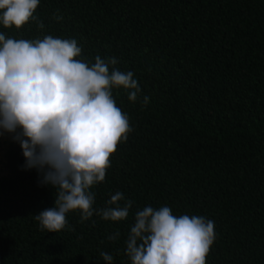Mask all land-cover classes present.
Wrapping results in <instances>:
<instances>
[{"label": "trees", "instance_id": "trees-1", "mask_svg": "<svg viewBox=\"0 0 264 264\" xmlns=\"http://www.w3.org/2000/svg\"><path fill=\"white\" fill-rule=\"evenodd\" d=\"M34 16L43 29L30 20L0 32L75 39L77 59L114 57L110 70L134 73L135 102L131 90L113 89L132 131L91 189L94 209L117 191L121 206L133 203L123 221L94 211L81 222L77 210L59 232L41 230L34 216L54 207L56 190L24 168L12 135L0 175V264H107L101 252L131 264L125 241L146 206L212 220L206 264H264V0H40Z\"/></svg>", "mask_w": 264, "mask_h": 264}, {"label": "clouds", "instance_id": "clouds-1", "mask_svg": "<svg viewBox=\"0 0 264 264\" xmlns=\"http://www.w3.org/2000/svg\"><path fill=\"white\" fill-rule=\"evenodd\" d=\"M40 0H0V24L22 28L35 20ZM62 19V17H55ZM82 49L75 39L46 35L42 39L6 38L0 32V136L13 134L25 158V169L35 168L40 183L56 191L54 207L34 219L41 230L59 232L67 214L80 212L81 222L94 211L103 220L123 221L132 201L124 206L123 193L110 195L107 207L94 209L92 187L105 180L110 157L132 131L129 117L116 104L113 89L131 90L138 99V81L131 71L114 66L117 60L77 59ZM145 96L143 103L147 105ZM214 222L204 216L174 215L168 206L138 210L127 235L126 255L131 264H206L214 242ZM119 232L108 237L116 240ZM107 264L113 257L101 252Z\"/></svg>", "mask_w": 264, "mask_h": 264}, {"label": "rangeland", "instance_id": "rangeland-1", "mask_svg": "<svg viewBox=\"0 0 264 264\" xmlns=\"http://www.w3.org/2000/svg\"><path fill=\"white\" fill-rule=\"evenodd\" d=\"M12 135L13 134H10V133H4L2 136H0V175H3L5 173L4 150L6 147V143L9 141Z\"/></svg>", "mask_w": 264, "mask_h": 264}]
</instances>
